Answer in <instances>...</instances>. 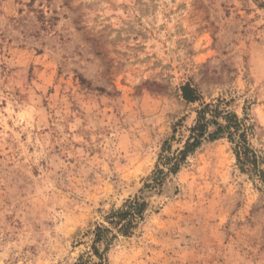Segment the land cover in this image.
Here are the masks:
<instances>
[{
    "label": "rangeland",
    "instance_id": "obj_1",
    "mask_svg": "<svg viewBox=\"0 0 264 264\" xmlns=\"http://www.w3.org/2000/svg\"><path fill=\"white\" fill-rule=\"evenodd\" d=\"M80 259L264 264V0H0V264Z\"/></svg>",
    "mask_w": 264,
    "mask_h": 264
},
{
    "label": "trees",
    "instance_id": "obj_2",
    "mask_svg": "<svg viewBox=\"0 0 264 264\" xmlns=\"http://www.w3.org/2000/svg\"><path fill=\"white\" fill-rule=\"evenodd\" d=\"M183 92V98L189 102V103H195L201 100V96L198 94L197 90L192 87L191 84H186L182 87ZM211 112L216 114L214 117L218 115V109L216 110H210V106L206 105L204 109L199 111V119L197 122V125L191 130L192 135L187 140L184 149L178 150L173 156L169 155H162L161 156V163L163 165L168 166L169 172L176 173L181 167V164L187 159L190 153L194 152L201 144L202 141L206 135V130L208 128V124L212 123L217 126V130L214 133H211L208 138L210 140H217L221 138V135L225 129H228L229 131V139H234V132H232V129L235 130V133L240 130L244 125L243 122L238 118L237 115L228 113L226 118L227 119V126L224 127L222 124H220L216 119L215 120H208L207 113ZM239 140L237 141V156L239 161L242 163V155H244L245 158L249 159V154L255 155L254 151H252L249 148L246 133L243 132L239 136ZM240 150V151H239ZM256 157V155H255ZM167 173H165V170L161 169L160 166H157V170L155 171L152 180V184H147V187L160 185L163 182V179L165 178ZM146 206L145 202L141 201L140 197L135 198L134 200H129L127 202L126 208L118 210L114 213L115 218L119 219V221L126 219L127 217H130V221L128 222L129 225H131L133 218H135L136 215H139L142 213ZM127 233V231L125 232ZM101 239V236L98 237V240ZM97 255H99L98 250H96ZM101 258V257H100ZM77 264H106L102 259L99 262H88L84 259H80L79 263Z\"/></svg>",
    "mask_w": 264,
    "mask_h": 264
}]
</instances>
